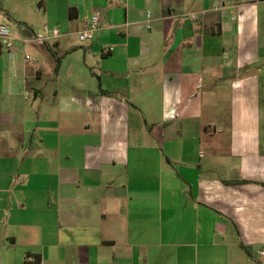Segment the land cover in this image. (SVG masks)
Here are the masks:
<instances>
[{"label":"crops","instance_id":"0c3cea01","mask_svg":"<svg viewBox=\"0 0 264 264\" xmlns=\"http://www.w3.org/2000/svg\"><path fill=\"white\" fill-rule=\"evenodd\" d=\"M0 24V264H264V0H0Z\"/></svg>","mask_w":264,"mask_h":264},{"label":"built area","instance_id":"2783aa9c","mask_svg":"<svg viewBox=\"0 0 264 264\" xmlns=\"http://www.w3.org/2000/svg\"><path fill=\"white\" fill-rule=\"evenodd\" d=\"M150 17V12H148ZM101 22V17L99 15H94L89 20L86 29L79 33V39L81 42L92 41L95 38V33L99 29V24ZM44 34L42 35H32L23 39L25 45L30 44H45L52 39L59 38L61 36V31L58 28H50L44 26ZM15 50L14 44V35L11 27L7 24H0V53L5 52L10 57H13ZM110 50L108 49L107 52ZM30 56H27V59H30ZM256 255L264 259V248L258 249Z\"/></svg>","mask_w":264,"mask_h":264},{"label":"trees","instance_id":"16d2710c","mask_svg":"<svg viewBox=\"0 0 264 264\" xmlns=\"http://www.w3.org/2000/svg\"><path fill=\"white\" fill-rule=\"evenodd\" d=\"M60 62H61V60H60V58L58 59V64H57V68H56V72H58V69H59V67H60ZM30 264V263H29ZM35 264H40V258H36V262H35Z\"/></svg>","mask_w":264,"mask_h":264},{"label":"rangeland","instance_id":"374dc122","mask_svg":"<svg viewBox=\"0 0 264 264\" xmlns=\"http://www.w3.org/2000/svg\"><path fill=\"white\" fill-rule=\"evenodd\" d=\"M263 96H264V89H263Z\"/></svg>","mask_w":264,"mask_h":264}]
</instances>
